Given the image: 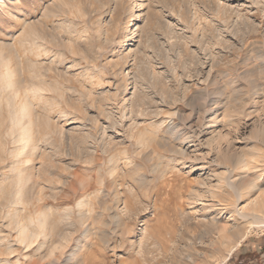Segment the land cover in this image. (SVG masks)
<instances>
[{
  "label": "rangeland",
  "instance_id": "rangeland-1",
  "mask_svg": "<svg viewBox=\"0 0 264 264\" xmlns=\"http://www.w3.org/2000/svg\"><path fill=\"white\" fill-rule=\"evenodd\" d=\"M0 53L13 83L0 80V264H264V224L244 226L225 263L233 243L207 248L195 224L209 194L196 216L185 201L201 180L216 183L217 132L260 149L245 175L264 183L251 138L264 124V0H0ZM22 104L31 116L20 123ZM237 109L239 128L227 127ZM41 211L47 240L17 244L7 219Z\"/></svg>",
  "mask_w": 264,
  "mask_h": 264
},
{
  "label": "bare ground",
  "instance_id": "bare-ground-1",
  "mask_svg": "<svg viewBox=\"0 0 264 264\" xmlns=\"http://www.w3.org/2000/svg\"><path fill=\"white\" fill-rule=\"evenodd\" d=\"M36 36V35H35ZM34 36V37H35ZM31 37V36H30ZM129 39L130 40H132L131 39V37H129ZM1 54V53H0ZM3 55H1L0 56V67H4V70H2L1 68H0V71L2 72L1 74H0V80H1V82H2V85L4 86L3 88H5V86L6 87H8V90H9V88L10 89H12L13 88V83H12V80H11V76H12V72L11 71H9L8 69H7V62H8V60H6L5 58H1ZM4 57V56H3ZM127 57V56H126ZM136 57V56H135ZM3 59V60H2ZM137 59V58H136ZM5 60H6V62H5ZM34 65H32V67H33ZM116 66V65H115ZM9 68V67H8ZM37 67H35V69H33V70H37L36 69ZM117 68V67H116ZM40 69H41V67H40ZM11 70V69H10ZM42 70V69H41ZM141 68H140V66H139V68H138V72H137V74H138V76L139 75H141ZM115 73H117V72H115ZM122 73H123V71H122ZM37 74V73H36ZM133 74V73H132ZM116 75H118V74H116ZM120 75V74H119ZM126 75V74H125ZM127 76V75H126ZM125 76V77H126ZM138 76L135 74V80L137 81L138 79ZM120 77H122L121 75H120ZM119 77V78H120ZM124 77V79H123V77H122V79L125 81V78ZM137 77V78H136ZM140 78V77H139ZM115 79H116V76H115ZM120 80V79H119ZM122 80V81H123ZM134 80V81H135ZM140 80V79H139ZM121 81V82H122ZM123 81V82H124ZM141 81V80H140ZM122 82V83H123ZM20 84L21 83H19V86H20ZM121 85V84H120ZM126 85V84H125ZM135 85V84H134ZM16 86V85H15ZM122 86V85H121ZM137 86V85H136ZM141 86V85H140ZM144 86V85H143ZM18 87V86H17ZM29 87V86H28ZM36 87V86H35ZM34 87V85H33V87H31V88H35ZM41 87V86H40ZM138 87V86H137ZM49 88V87H48ZM122 88H123V86H122ZM38 89V88H37ZM41 89H42V87H41ZM40 89V90H41ZM50 89V88H49ZM121 89V88H120ZM136 89V88H135ZM4 90V89H3ZM125 91V90H124ZM136 90H134V92H135ZM142 91V90H141ZM18 92V91H17ZM44 92V91H43ZM45 92H47V91H45ZM133 92V93H134ZM164 92V91H163ZM33 93H35V89H34V91H33ZM139 93V92H138ZM15 94H16V92H15ZM42 94V93H41ZM44 94V93H43ZM135 95H137V96H141V94L139 95V94H136V92L134 93ZM143 94V93H142ZM261 95V94H260ZM143 96V95H142ZM15 97H17V96H15ZM145 97V96H144ZM10 98V97H9ZM129 98V97H128ZM134 98V100H135V102H136V99L138 98H136L135 96L133 97ZM132 98V99H133ZM136 98V99H135ZM140 98H142V97H140ZM139 98V99H140ZM16 99V98H15ZM10 100H11V98H10ZM9 100V102L8 103H10L11 104V101ZM14 100V99H13ZM124 100V99H123ZM126 100V99H125ZM131 100V99H130ZM141 100H143L144 101V99H140V100H138V102L139 101H141ZM15 102V101H14ZM131 102V101H130ZM138 102H136V103H138ZM24 103V102H23ZM27 103H28V101H27ZM126 103V102H125ZM143 103V102H142ZM199 103V102H198ZM13 104V103H12ZM29 104V103H28ZM27 104V105H28ZM127 104V103H126ZM139 104V103H138ZM191 104V103H190ZM204 104V103H203ZM256 104V103H255ZM27 105L26 104H22L19 108H18V110H17V113L19 114V116L20 117H18L17 115H15V120H16V118H20V119H25V117H29V116H31V114H29L28 116H27ZM145 105H146V103H145ZM29 106V105H28ZM135 106V105H134ZM133 106V107H134ZM137 106V105H136ZM142 106V105H141ZM190 106V105H189ZM204 106V105H203ZM30 107V106H29ZM127 107V106H126ZM193 107V106H192ZM236 107V106H235ZM148 108V107H147ZM205 108V107H204ZM211 108V107H210ZM209 108V109H210ZM231 108V107H230ZM240 108V107H239ZM243 108V107H242ZM13 109H15L14 108V106H13ZM126 109V108H125ZM141 109V108H140ZM213 110V109H212ZM247 110V109H246ZM261 110V109H260ZM146 111V110H145ZM235 111V110H234ZM234 111H232V112H230V113H232V114H234V115H232V114H230L229 116H228V118H229V120H228V122H227V124H226V126L228 127H234L235 129H237V128H239V127H237L236 128V126H237V124H239V121L237 120V119H239V115H241L242 113H243V110H240V109H237L235 112ZM259 111V110H258ZM10 112H12V111H10ZM103 112V111H102ZM106 112V111H105ZM137 112V111H136ZM139 112H140V110H139ZM142 112V111H141ZM199 112V111H198ZM108 113V112H107ZM147 113V112H146ZM201 113V112H200ZM218 113V112H217ZM247 113H248V111H247ZM250 113V112H249ZM145 114V113H144ZM213 114V113H212ZM219 114V113H218ZM12 115H14V112H12V114H11V117H12ZM17 116V117H16ZM22 116H25V117H23L22 118ZM108 116V115H107ZM111 116V115H110ZM182 116V115H181ZM197 116V115H196ZM237 116V118H235ZM10 117V118H11ZM150 117V116H149ZM203 117H205V116H203ZM214 117H215V115H214ZM225 117V116H224ZM250 117V116H249ZM13 118V117H12ZM12 118H11V120H12ZM30 118V117H29ZM261 118V117H260ZM20 119L18 120V122H20ZM204 119V118H203ZM241 119V118H240ZM10 120V121H11ZM15 120H14V123H15ZM10 121H9V123H10ZM17 121V120H16ZM196 121V120H195ZM205 122V121H204ZM209 122V121H208ZM213 122V121H212ZM217 122V121H216ZM251 122V121H250ZM20 123H22V122H20ZM19 123V124H20ZM32 123V122H31ZM30 123V124H31ZM197 123V122H196ZM196 123H194V124H196ZM241 123V122H240ZM12 124V123H11ZM10 124V125H11ZM19 124H17V126L19 125ZM111 124H113V123H111ZM187 124V123H186ZM190 124V123H189ZM201 124V123H200ZM13 125H16V124H13ZM221 125V124H220ZM240 126V125H239ZM9 127V126H8ZM28 127V126H27ZM30 127V126H29ZM109 127V126H108ZM19 128V127H18ZM197 128V127H196ZM202 128V127H201ZM226 128V127H225ZM11 130V129H10ZM18 131L20 130V129H17ZM198 130V129H197ZM225 130H229V129H225ZM176 131V130H175ZM233 131V130H232ZM14 132V131H13ZM17 132V131H16ZM15 132V133H16ZM28 132H30L29 130H28ZM27 132V128H24L23 130H22V132L20 131V132H18L17 134H19V133H21L20 134V137L22 138V139H24V138H26V137H28L26 134L28 133ZM191 132V131H190ZM198 132V131H197ZM211 132V131H210ZM230 133H231V131L229 130V131H227V132H223V133H221V132H217V133H215V134H213V135H211L210 136V138H209V140H207V145L209 146V148H210V150H209V154L211 155V158H212V160L210 161L211 163L210 164H213V163H215L214 164V166L216 167V168H218L219 169V171H218V169H217V172H216V174L214 173V176H212L211 178H213V180L212 181H214L215 180V184H212V182H210V183H208V184H206L207 183V181H206V183H205V179H203V180H201V183L199 182V184H197L196 186H198V187H196V186H191L190 187V189H189V191H188V193H187V195H185L186 197H187V199H185V201L187 200V205H188V208L187 209H189V207H190V210H192L191 208L193 207V209L195 208L194 206H196L197 205V203H198V205L200 204L199 202H202L203 200H205L204 198H206V195L207 194H209V196L208 197H210V214L208 213V212H206V211H204V212H206V213H208L207 215L208 216H206V213L204 214L203 213V211H200V212H202L203 214L200 216L199 214H201V213H199L197 210V212L199 213H197L196 211V213L198 214V216H199V218H198V216H197V219H196V222H195V224L198 226V225H203V227L205 228V232H203V234H205L204 236H203V238H205V240L204 241H202V242H204L205 244L207 243V248L208 247H210L211 249L212 248H214L215 249V247L216 246H218V245H223V244H225V243H233V246H231V249L227 252V254H226V257H225V259L223 260V262L225 261L226 262V260H228V257L231 255V253L234 251V250H236V248H237V246L239 245V243L241 242V240H243L246 236H242V237H239L240 236V233H241V231H242V228L244 227V226H246V228H252V227H254V226H260V225H262V224H264V187H262L260 184H258L255 180H254V178L252 179V178H250V177H248L247 175V171L246 170H253V169H255V168H257L258 167V163H259V160H258V158H260V156H258V154L260 153V149L258 150V149H256L255 148V146L254 147H251L250 149L251 150H249V151H246V149L244 148V147H241L240 148V146H238L237 145V143L235 142L236 140H231V137H230ZM16 134V135H17ZM193 134V133H192ZM201 134V133H200ZM232 134V133H231ZM236 134V133H235ZM107 135H109V134H107ZM135 135H136V133H135ZM31 136V135H30ZM81 137V136H80ZM92 137V136H91ZM139 137V136H138ZM189 137H191V136H189ZM78 138H79V136H78ZM141 138H143V137H141ZM251 138H252V140H255V141H260L261 142V144H262V146H263V148H264V124L263 123H259L257 126H254L253 127V129H252V133H251ZM251 138H250V140H251ZM14 139V138H13ZM19 139V138H18ZM97 139V138H96ZM188 139V138H187ZM187 139H185V141L187 140ZM190 139H192V138H190ZM208 139V138H207ZM15 140V139H14ZM82 140V139H81ZM155 140V139H154ZM20 142H21V140H19ZM18 141V142H19ZM84 141V140H83ZM82 141V142H83ZM144 141V140H143ZM179 141V140H178ZM182 141V140H181ZM189 141V140H188ZM238 141V140H237ZM17 142V143H18ZM24 142V141H23ZM26 143L27 142H29L28 141V139L26 138V141H25ZM25 142H24V144H25ZM159 142V141H158ZM190 142V141H189ZM137 143V142H136ZM22 144V143H21ZM81 144V143H80ZM17 145V144H16ZM75 145V144H74ZM140 145H141V143H140ZM159 145V144H158ZM252 145V144H251ZM161 146L163 147V148H165V146L166 145H162V143H161ZM154 148V147H153ZM166 148H167V146H166ZM244 148V149H243ZM246 148H247V146H246ZM105 149V148H104ZM161 149V148H160ZM170 149V148H169ZM172 149H173V147H172ZM171 149V150H172ZM167 150H168V148H167ZM171 150H169L170 152H172ZM150 152V151H149ZM152 152H154V151H152ZM174 152H176L177 154L176 155H178V153L179 154H181V153H183V150H181V149H177L176 148V150L174 149ZM198 152V151H197ZM184 153H186V152H184ZM150 154V153H149ZM168 154V153H167ZM175 154V153H174ZM140 155V154H139ZM164 155V154H163ZM206 155V154H205ZM260 155V154H259ZM175 156V155H174ZM182 156V155H181ZM185 156V155H184ZM192 156V158H194L193 157V155H190V157ZM197 156H199V155H197ZM196 156V157H197ZM208 156V155H207ZM177 157V156H176ZM175 157V158H176ZM183 157V156H182ZM181 157V158H182ZM206 157V156H205ZM162 158H164V157H162ZM186 158H187V156H186ZM186 158H185V160H186ZM202 158V157H201ZM201 158H199V159H201ZM207 158V157H206ZM110 159V158H109ZM165 159V158H164ZM198 158H195V159H193V160H195V162H196V160H197ZM208 159V158H207ZM264 159V158H263ZM114 160V159H113ZM168 160H169V158H168ZM187 160H190V158H188ZM192 160V159H191ZM189 161V162H193L192 164H197V163H200V162H197V163H195L194 161ZM204 160V159H203ZM181 160H179V162H180ZM184 162V161H183ZM188 162V163H189ZM203 162H205V161H203ZM203 162L201 163V164H203ZM213 162V163H212ZM178 163V162H177ZM179 164V163H178ZM183 164V163H182ZM205 164V163H204ZM203 164V165H204ZM180 165V164H179ZM178 165V166H179ZM199 165V164H198ZM17 166V165H16ZM192 166V165H191ZM193 166H195V165H193ZM192 166V167H193ZM13 167V166H12ZM175 167V166H174ZM182 167H184L183 165H182ZM190 167V166H189ZM263 167V166H262ZM200 169V170H203V166L201 165V167L199 168V167H196V169ZM42 169V168H41ZM157 169V168H156ZM190 169H191V167H190ZM194 169V168H193ZM11 170V169H10ZM13 170H15L14 168H13ZM19 170V169H18ZM44 170V169H43ZM45 171V170H44ZM161 171H163V170H161ZM198 171V170H197ZM194 172V171H193ZM236 172H238V174L236 173ZM247 172V173H246ZM20 173V172H19ZM18 173V174H19ZM162 173V172H161ZM160 173V174H161ZM163 173H164V171H163ZM235 173L237 174L236 175V178H235ZM250 173V172H249ZM110 174H112V173H110ZM245 174H247V175H245ZM252 174V173H251ZM17 175V174H16ZM20 175V174H19ZM201 174H199V176H200ZM161 176V175H160ZM251 176V175H250ZM19 177V176H18ZM24 177V176H23ZM162 177H163V175H162ZM204 177V176H203ZM258 177V176H257ZM205 178V177H204ZM210 178V177H209ZM259 178V177H258ZM138 179V178H137ZM197 179H199V178H197ZM201 179V178H200ZM207 179H208V177H207ZM256 179V178H255ZM22 180V179H21ZM209 180V179H208ZM257 180V179H256ZM17 184L18 183H20V179L18 178L17 179ZM199 181V180H198ZM210 181H211V179H210ZM21 182H23V180L21 181ZM209 182V181H208ZM16 182H14V184H15ZM197 183V182H196ZM214 183V182H213ZM21 184V183H20ZM19 185V184H18ZM194 185V184H193ZM24 186V185H23ZM190 186V185H189ZM19 189H20V187H19ZM22 189V188H21ZM16 190V189H15ZM18 190V189H17ZM113 190V189H112ZM115 190V189H114ZM180 190H181V188H180ZM18 191H20V190H18ZM22 191V190H21ZM20 191V192H21ZM17 192V191H16ZM24 192H26V191H24ZM156 192V191H155ZM186 192V191H185ZM18 193V192H17ZM117 193V192H116ZM154 193V192H153ZM19 194V193H18ZM22 194H23V191H22ZM157 194V193H156ZM22 196V195H21ZM156 196H158V194L156 195ZM20 196H18V198H19ZM207 197V198H208ZM156 199H157V197H155ZM19 199H21V197L19 198ZM23 200V199H22ZM21 200V201H22ZM25 200V199H24ZM23 200V201H24ZM33 200V199H32ZM36 200V199H35ZM14 201V200H13ZM19 201V200H18ZM21 201L19 202L20 204H21ZM153 201V200H152ZM206 201V200H205ZM17 202V201H16ZM79 202V201H78ZM82 202V201H81ZM80 202V203H81ZM154 202V201H153ZM208 202V201H207ZM207 202H204V204L206 203L207 204ZM222 202H225V203H222ZM37 204V203H36ZM82 204V203H81ZM80 204V205H81ZM153 204V203H152ZM151 204V205H152ZM242 204V205H241ZM14 205V204H13ZM17 205V204H16ZM29 205V204H28ZM79 205V206H80ZM10 207L12 206V205H9ZM21 206H23V205H21ZM216 206L218 207H220V208H218V209H216ZM10 207H8V208H10ZM201 207H203V208H205V207H208V205H206L205 207L203 206V203L201 204ZM200 207V208H201ZM39 208V207H38ZM38 208H37V210H38ZM105 208V207H104ZM104 208L102 209V210H104ZM159 208V207H158ZM186 208V207H185ZM199 208V209H200ZM209 208V207H208ZM5 209V208H4ZM196 209V208H195ZM207 209V208H206ZM44 210V209H43ZM209 210V209H208ZM36 211V210H35ZM45 211V210H44ZM44 211H41L40 213L39 212H36V213H39V214H37L36 215V213H35V217H27V219H22V217L21 218H19V217H13L15 214H16V211H15V213H14V215L13 216H11V218H9V219H7V226H5V229H6V227H7V230H9L11 233H13V235H14V240H15V242L17 243V244H20L21 246H24L25 248L26 247H30V249H31V247L32 246H34V245H37V246H41L42 245V243H43V241L48 237V235H50V234H48V222H47V215L48 214H46V212H44ZM154 211H156V208H154ZM154 211H153V213H154ZM193 211V215L195 214V216H196V213L194 212V210H192ZM8 212H10V211H8ZM44 212V213H43ZM160 212V211H159ZM7 213V212H6ZM17 213H19V211L17 212ZM21 213V212H20ZM184 213H186V212H184ZM188 213H191L190 211H188ZM188 213H186V215L188 214ZM22 214V213H21ZM33 214V213H32ZM11 214L9 213V215L8 216H10ZM34 215V214H33ZM69 215V214H68ZM185 215V216H186ZM59 216V215H58ZM189 216H192L191 214L189 215ZM194 216V217H195ZM81 217V216H80ZM117 217V216H116ZM183 217V216H182ZM188 218V217H187ZM191 218V217H190ZM189 218V219H190ZM196 218V217H195ZM195 218H191V219H194L195 220ZM50 219V218H49ZM77 219V218H76ZM84 219V218H83ZM182 219V218H181ZM58 220V219H57ZM55 221V222H57L58 223V221ZM184 220H186V219H184ZM49 221H51V220H49ZM52 222V221H51ZM60 222V221H59ZM66 222V221H65ZM68 222V221H67ZM83 221L81 220V223H82ZM116 222V221H115ZM181 223V222H180ZM184 223V222H183ZM49 224H52V223H49ZM62 224H64V223H62ZM73 224V223H72ZM117 224V223H116ZM185 224V223H184ZM6 225V224H5ZM68 225H69V222H68ZM83 225V224H82ZM157 225V224H156ZM51 226H53V225H51ZM55 226V228H56V225H54ZM58 226V225H57ZM59 227V226H58ZM71 227V226H70ZM82 227V226H81ZM86 227V226H85ZM88 227V226H87ZM201 227V226H200ZM261 227V226H260ZM51 228V227H50ZM63 228V227H62ZM84 228V227H83ZM82 228V229H83ZM189 228V227H188ZM186 229V228H185ZM52 230V229H51ZM51 230H50V232H51ZM84 230V229H83ZM247 230V229H246ZM89 231V230H88ZM49 232V233H50ZM72 233V232H71ZM75 233V232H74ZM65 234H66V232H65ZM69 234V233H68ZM73 234V233H72ZM203 234H201V236L203 235ZM248 234V233H247ZM56 235V234H55ZM55 235H53V236H55ZM86 235V234H85ZM183 235V234H182ZM243 235V234H242ZM57 236H59L58 234H57ZM61 236V235H60ZM60 236H59V238H60ZM56 237V236H55ZM57 238V237H56ZM68 238H69V236H68ZM201 238V237H200ZM199 238V240H201ZM40 239H44L43 241L41 240V244L39 243V240ZM47 240V239H46ZM71 240V239H70ZM173 240V239H172ZM59 241H60V243L58 244V245H61V244H63L62 242L63 241H66L65 240V238H60L59 239ZM75 241V240H74ZM105 241V240H104ZM197 241V240H196ZM45 242V241H44ZM235 242V243H234ZM47 243V242H46ZM48 243H49V241H48ZM66 243V242H65ZM64 243V244H65ZM200 243V242H199ZM44 244V243H43ZM57 244V243H56ZM55 244V245H56ZM64 244L62 245V246H64ZM103 244H107V243H103ZM44 246V245H43ZM42 246V247H43ZM53 246V245H52ZM203 246H205V245H203ZM10 247V246H9ZM9 247H8V249H9ZM16 247V246H15ZM41 247V248H42ZM206 247V246H205ZM7 248V247H6ZM12 248V247H11ZM52 248V247H51ZM55 248V247H54ZM60 248V247H59ZM58 248V249H59ZM24 249V248H23ZM29 249V250H30ZM61 249V248H60ZM63 249V248H62ZM15 250V249H14ZM57 250V249H56ZM36 252V251H35ZM53 252V249H51V251L49 252L50 254ZM7 253H8V251H7ZM6 253V254H7ZM69 253H71V252H69ZM54 254V253H53ZM76 254V253H75ZM8 255V254H7ZM11 255H15L14 254V251H13V253H11L10 252V256ZM199 255H201V254H199ZM9 256V255H8ZM27 256V255H26ZM48 256V255H47ZM49 256H51V255H49ZM67 256V255H66ZM53 257V256H52ZM203 257V256H202ZM6 258V257H5ZM10 258V257H9ZM12 258V257H11ZM27 258H28V256H27ZM26 258V259H27ZM31 258V257H30ZM49 258V257H48ZM204 258V257H203ZM17 259V258H16ZM24 259H25V257H24ZM29 259V258H28ZM47 259V258H46ZM51 259V258H50ZM6 260V259H5ZM7 261V260H6ZM16 261V262H15ZM28 261V260H27ZM26 261V262H27ZM68 261V260H67ZM69 261H70V259H69ZM193 261H194V259H193ZM5 262V261H4ZM11 263H13V264H19V261H18V259L17 260H14L13 262H11ZM68 263V262H67ZM66 263V264H67ZM4 264H6V263H4ZM51 264V263H50ZM65 264V263H64Z\"/></svg>",
  "mask_w": 264,
  "mask_h": 264
},
{
  "label": "snow or ice",
  "instance_id": "snow-or-ice-1",
  "mask_svg": "<svg viewBox=\"0 0 264 264\" xmlns=\"http://www.w3.org/2000/svg\"><path fill=\"white\" fill-rule=\"evenodd\" d=\"M261 186L264 187V183H262Z\"/></svg>",
  "mask_w": 264,
  "mask_h": 264
},
{
  "label": "crops",
  "instance_id": "crops-1",
  "mask_svg": "<svg viewBox=\"0 0 264 264\" xmlns=\"http://www.w3.org/2000/svg\"><path fill=\"white\" fill-rule=\"evenodd\" d=\"M230 258H231V257H230ZM230 258H229V259H230ZM225 263H226V262H225ZM234 264H235V262H234Z\"/></svg>",
  "mask_w": 264,
  "mask_h": 264
},
{
  "label": "trees",
  "instance_id": "trees-1",
  "mask_svg": "<svg viewBox=\"0 0 264 264\" xmlns=\"http://www.w3.org/2000/svg\"><path fill=\"white\" fill-rule=\"evenodd\" d=\"M232 259H230L229 261H231Z\"/></svg>",
  "mask_w": 264,
  "mask_h": 264
}]
</instances>
